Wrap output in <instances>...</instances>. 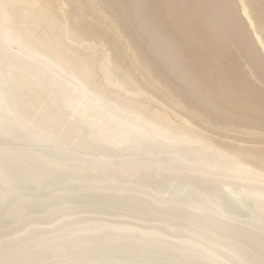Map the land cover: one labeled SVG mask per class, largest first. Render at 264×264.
Here are the masks:
<instances>
[{
	"label": "bare ground",
	"instance_id": "1",
	"mask_svg": "<svg viewBox=\"0 0 264 264\" xmlns=\"http://www.w3.org/2000/svg\"><path fill=\"white\" fill-rule=\"evenodd\" d=\"M0 264H264V0H0Z\"/></svg>",
	"mask_w": 264,
	"mask_h": 264
}]
</instances>
